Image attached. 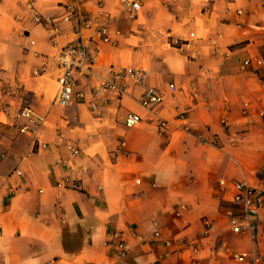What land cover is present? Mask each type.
<instances>
[{
  "label": "crops",
  "instance_id": "1",
  "mask_svg": "<svg viewBox=\"0 0 264 264\" xmlns=\"http://www.w3.org/2000/svg\"><path fill=\"white\" fill-rule=\"evenodd\" d=\"M28 2L52 17L74 3L76 14L55 34ZM140 3L0 0V264H238L224 246L256 257L244 264H264V66L256 63L264 3ZM71 41L89 51L86 89L111 68L143 69L145 84L163 94L157 113L140 104L146 87L132 81L98 112L76 100L57 104L55 56ZM24 105L34 123L16 115ZM129 112L142 120L127 126ZM157 114L168 120L163 132ZM234 181L254 187L260 204L252 229L239 233L227 215L239 210ZM118 237L129 244L124 256Z\"/></svg>",
  "mask_w": 264,
  "mask_h": 264
},
{
  "label": "built area",
  "instance_id": "2",
  "mask_svg": "<svg viewBox=\"0 0 264 264\" xmlns=\"http://www.w3.org/2000/svg\"><path fill=\"white\" fill-rule=\"evenodd\" d=\"M78 1V0H76ZM123 8L127 9H139L141 6V0H119ZM264 3V0H262ZM28 7L32 13L33 19L42 23L49 30L55 32L58 31V24L60 20H71L76 14V6L74 3L68 4L66 11L59 17L45 16L41 14L32 4L28 2ZM94 21H97L96 18ZM91 21L85 20V25L88 26ZM98 31L101 33L103 40H108V28L105 24L99 26ZM51 40L55 43V36H51ZM60 51L55 56L57 67L59 71L58 84L59 89L55 97V102L61 106L70 104L73 100L79 102H85L92 111L98 112L101 104L108 102L112 97H120L122 94L128 92V81H132L136 84L145 85V90L140 98V104L150 111L157 113V106L163 100V94L158 92L154 87L147 86L146 71L137 68H120L110 69V76L100 77L98 81L86 89V80L91 79L94 76L92 63L88 57L87 48L85 45L80 44L77 41H71L67 45H62ZM251 60L245 59L243 61V67L250 65ZM258 66H264V58L256 59ZM47 65L44 64L36 73H44ZM169 89L175 90L174 83L169 84ZM88 91V94H87ZM259 110V114L264 116V106ZM18 117H24L27 122L34 123V117L31 109L28 105L19 107L16 110ZM142 117L139 114L129 112L126 114V125L131 127L137 122L141 121ZM168 120L157 114V125L159 131L163 132L166 129ZM28 124H24L19 127L21 132H28L30 130ZM33 129V128H32ZM38 140V139H37ZM124 144V142H123ZM40 147H45L44 142L38 140ZM69 148L74 155L80 154V149L74 143L69 144ZM17 174H21V171L17 169ZM69 179H63L57 183L58 186H67ZM219 184L224 185L225 181L221 180ZM71 187L79 188L80 185L77 182H72ZM232 187L235 190L233 201L238 206V212L233 213L228 211L229 222L232 226V230L236 233L245 232L251 230L254 225V220L258 214L259 199L256 197V191L247 181H234ZM179 212H177L178 214ZM208 226L210 222L205 221ZM154 241L160 240V232H153ZM166 244L172 243L171 239H166ZM114 249L119 256H124L129 250V244L125 239L118 237ZM224 250L233 258L238 264H244L249 258L256 259V257L249 251H234L227 246H224ZM259 258V257H258ZM190 264H195V260H192Z\"/></svg>",
  "mask_w": 264,
  "mask_h": 264
}]
</instances>
